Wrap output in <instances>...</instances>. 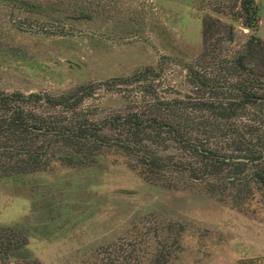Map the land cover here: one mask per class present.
Returning a JSON list of instances; mask_svg holds the SVG:
<instances>
[{"label":"rangeland","instance_id":"obj_1","mask_svg":"<svg viewBox=\"0 0 264 264\" xmlns=\"http://www.w3.org/2000/svg\"><path fill=\"white\" fill-rule=\"evenodd\" d=\"M215 1L226 3L0 0V95L23 98L26 111L51 125L70 108L43 97L83 84L91 92L74 109L107 137L77 152L45 127L29 128L18 138L29 154L0 156L7 164L0 228L25 239L9 252L11 262L264 264V185L255 165L216 160L243 151L228 127L253 143L256 122L242 114L215 119L195 108L201 92L185 67L201 48L200 15ZM256 1L254 33L264 39V0ZM214 14L234 26L229 45L240 43V28L247 29L239 20ZM155 100L171 108L153 111ZM135 110L179 124L182 141L164 131L159 138L152 130L137 135L162 157L158 169H149L140 151L112 142L118 131L107 116Z\"/></svg>","mask_w":264,"mask_h":264},{"label":"trees","instance_id":"obj_2","mask_svg":"<svg viewBox=\"0 0 264 264\" xmlns=\"http://www.w3.org/2000/svg\"><path fill=\"white\" fill-rule=\"evenodd\" d=\"M258 10L256 0H226V3L215 1L211 4L209 10H204L200 15V51L193 60L185 64V67L191 83L201 92L193 102L195 108L205 110L215 119L229 120L242 114L256 122V128L250 130L258 131L253 143L246 141L244 132L237 127H228V132L244 145L243 151L235 156H216V160L228 163H252L255 165L253 174L264 185V169L260 166L264 159V39L254 33ZM214 13L229 14L247 29L243 31L240 28V32L245 35L240 43L229 45L236 35L234 26L221 20ZM126 79L128 78L123 81ZM84 88L85 85L79 84L55 96L43 97L49 105L59 104L70 108L69 117L63 120L58 116L51 125L44 124V120H40L35 113L26 111L22 103L23 98L0 95V156H5L9 152L29 154V149L22 150L18 146V138H21L24 132H28L29 128L45 127L77 152L100 145L107 138L106 134L102 133L101 126L96 120L87 119L79 109H74L82 95L91 92L90 89L86 91ZM34 96L40 97V95ZM161 105L171 108L169 101L155 100L152 110H158ZM28 118L32 122H27ZM106 124L118 131V136L112 139V142L128 153L140 151L144 164L151 170L162 166V157L137 138L139 132L152 130L155 137L159 138L161 131H164L173 138L179 136L182 141L177 122L156 118L155 115L143 110L126 112L122 116H107ZM186 144L183 143L184 146ZM197 151H202L200 154H203L202 149L199 148ZM237 156L241 159H233ZM0 167L2 173L1 171L7 168V164H0ZM19 234L20 231L16 229L0 228V264L33 263L25 261L17 263L10 260L9 252L25 243L23 237L15 240L17 237L15 235L19 236Z\"/></svg>","mask_w":264,"mask_h":264}]
</instances>
